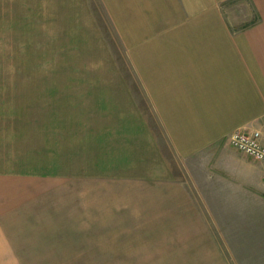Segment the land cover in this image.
Masks as SVG:
<instances>
[{"label":"crops","instance_id":"0c3cea01","mask_svg":"<svg viewBox=\"0 0 264 264\" xmlns=\"http://www.w3.org/2000/svg\"><path fill=\"white\" fill-rule=\"evenodd\" d=\"M229 1L102 0L128 49L130 85L106 52L89 0L4 3L5 13L14 16L10 24L18 23L14 30L39 25L50 43L81 47L83 61L93 67L77 72L88 83L66 99L80 109L79 117L51 130L56 157L53 146L50 152L35 148L36 159L50 157L47 173L57 178L56 198L48 200L51 223L65 217L74 231L86 232L77 238H104L106 224L115 232L116 224L128 221L122 217L148 222L141 217L158 204L147 193L170 201L175 159L209 154L214 168L227 173L225 165L235 158L229 152L234 132L259 131L264 144V0H249L255 16L242 22L227 19L222 6ZM46 44L35 41L36 50ZM60 184L65 200L58 202ZM107 184L114 192L108 199ZM195 202L202 206L205 200Z\"/></svg>","mask_w":264,"mask_h":264},{"label":"rangeland","instance_id":"374dc122","mask_svg":"<svg viewBox=\"0 0 264 264\" xmlns=\"http://www.w3.org/2000/svg\"><path fill=\"white\" fill-rule=\"evenodd\" d=\"M7 2L0 0V202L4 204L0 206L4 217H0V264H264L262 173L259 163L234 148L229 149L235 158H231L232 166L225 165L227 173L214 168L209 154L194 160L175 159L170 201L160 192L147 193L159 206H148L151 211L141 217L148 222L122 217L128 221L116 224L115 232L106 224L104 238H77L86 232L74 231L65 217L50 222L48 205L56 198L52 188L57 178L47 173L50 157L36 159L35 148L50 152L53 146L56 157L59 146L54 137L51 142V130L59 131L65 120L79 117L80 109H71L72 102L66 104V99L77 96L88 83L77 72L93 67L83 61L81 47L50 43L39 25L14 30L18 28L16 21L10 24L14 16L2 9ZM89 2L106 52L130 85L127 46L102 0ZM222 7L231 22L255 16L249 0H232ZM35 41L48 44L36 50ZM139 97L144 108L145 100ZM62 185H57L58 202L65 200ZM12 190H17L20 201ZM28 193L33 197L26 201ZM106 195L107 199L114 195L111 184ZM196 200L206 204L199 206ZM5 220L10 222L7 232Z\"/></svg>","mask_w":264,"mask_h":264},{"label":"built area","instance_id":"2783aa9c","mask_svg":"<svg viewBox=\"0 0 264 264\" xmlns=\"http://www.w3.org/2000/svg\"><path fill=\"white\" fill-rule=\"evenodd\" d=\"M229 144L232 148L263 166L262 180L264 182V144L261 133L238 130L230 136Z\"/></svg>","mask_w":264,"mask_h":264},{"label":"trees","instance_id":"16d2710c","mask_svg":"<svg viewBox=\"0 0 264 264\" xmlns=\"http://www.w3.org/2000/svg\"><path fill=\"white\" fill-rule=\"evenodd\" d=\"M256 21H257V20L255 19V20L253 21V23H251V24H249V25H254V24L256 23ZM247 27H248V26H246V27L244 26V28H247Z\"/></svg>","mask_w":264,"mask_h":264}]
</instances>
